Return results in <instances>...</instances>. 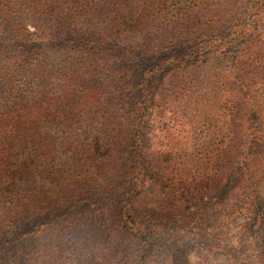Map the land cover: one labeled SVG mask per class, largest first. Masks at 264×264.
I'll list each match as a JSON object with an SVG mask.
<instances>
[{
    "label": "trees",
    "instance_id": "16d2710c",
    "mask_svg": "<svg viewBox=\"0 0 264 264\" xmlns=\"http://www.w3.org/2000/svg\"><path fill=\"white\" fill-rule=\"evenodd\" d=\"M263 25L264 0H0V264H131L133 244L136 263L151 264L161 227L204 195L170 194L171 221L153 223L140 205L142 139L151 113L173 114L193 86L150 99L141 78L136 98L129 72L149 61L157 76L159 55L176 50L194 74L223 53L227 86L240 88L264 73ZM191 48L198 56L183 61ZM226 103L236 142L252 110ZM165 160L148 161L159 170ZM105 235L118 246L92 243ZM187 257L180 247L174 263Z\"/></svg>",
    "mask_w": 264,
    "mask_h": 264
},
{
    "label": "rangeland",
    "instance_id": "374dc122",
    "mask_svg": "<svg viewBox=\"0 0 264 264\" xmlns=\"http://www.w3.org/2000/svg\"><path fill=\"white\" fill-rule=\"evenodd\" d=\"M173 51L159 55L165 58L157 76L152 74L157 65L147 61L144 68L135 66L127 79L126 92L136 98L141 97V78L149 81L150 99L162 89L168 95L180 93L185 82L193 86L190 96L176 103L173 114L155 111L147 120L141 150L148 177L140 205L153 211L149 215L153 223L167 224L171 221L168 210L175 201L170 194L195 195L197 191L204 196L186 211L187 218H174L169 227H161L150 263L175 264V255L183 247L188 251L189 264H264V73L244 75L240 88L234 89L227 86L225 75L231 65L224 61L223 53L208 56L207 66L185 74L184 64L174 62ZM196 54L189 49L183 61L196 58ZM226 100L241 103L245 115L252 110L245 135L241 133L236 142L230 140L234 133L229 122L232 103H226L224 109ZM153 152L169 160L159 170L148 161ZM243 192L249 199L240 203L238 196ZM162 204L165 208L161 209ZM116 239L105 235L91 242L113 248L118 246ZM124 248L131 264H137V246Z\"/></svg>",
    "mask_w": 264,
    "mask_h": 264
}]
</instances>
